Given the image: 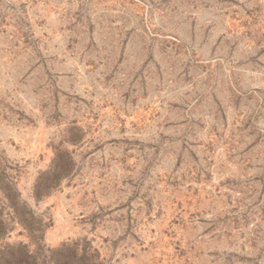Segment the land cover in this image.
<instances>
[{
	"label": "rangeland",
	"instance_id": "1",
	"mask_svg": "<svg viewBox=\"0 0 264 264\" xmlns=\"http://www.w3.org/2000/svg\"><path fill=\"white\" fill-rule=\"evenodd\" d=\"M0 264H264V0H0Z\"/></svg>",
	"mask_w": 264,
	"mask_h": 264
}]
</instances>
